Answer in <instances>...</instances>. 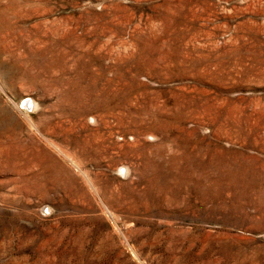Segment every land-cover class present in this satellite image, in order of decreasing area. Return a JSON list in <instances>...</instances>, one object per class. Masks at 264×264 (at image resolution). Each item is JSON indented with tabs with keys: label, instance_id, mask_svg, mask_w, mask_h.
Listing matches in <instances>:
<instances>
[{
	"label": "rangeland",
	"instance_id": "1",
	"mask_svg": "<svg viewBox=\"0 0 264 264\" xmlns=\"http://www.w3.org/2000/svg\"><path fill=\"white\" fill-rule=\"evenodd\" d=\"M263 141L264 0H0V264H264ZM196 149L251 180L147 193Z\"/></svg>",
	"mask_w": 264,
	"mask_h": 264
},
{
	"label": "bare ground",
	"instance_id": "2",
	"mask_svg": "<svg viewBox=\"0 0 264 264\" xmlns=\"http://www.w3.org/2000/svg\"><path fill=\"white\" fill-rule=\"evenodd\" d=\"M106 20V19H105ZM105 24V23H104ZM93 30V29H92ZM108 30V29H107ZM113 31V30H112ZM211 32V31H210ZM98 33V32H97ZM106 33V32H105ZM93 35V34H92ZM108 35V34H107ZM96 37V36H95ZM185 37V36H184ZM186 41V37H185ZM184 43V42H183ZM103 47V46H102ZM99 48V47H98ZM94 50V49H93ZM101 58V57H100ZM172 61V59H171ZM100 66V65H99ZM138 66V65H137ZM136 66V67H137ZM139 72V71H138ZM123 89V88H122ZM78 95V94H77ZM114 101V100H113ZM109 105V104H108ZM111 107V106H109ZM108 108V107H107ZM180 122V121H179ZM56 125V124H54ZM172 125H168L167 128H169ZM52 127V126H51ZM158 128V126H155ZM172 127H170L171 129ZM49 129V128H48ZM139 129V128H138ZM264 142V141H263ZM189 143V142H188ZM186 143L184 146H189V144ZM4 148V147H3ZM210 148V147H209ZM208 148V149H209ZM220 148V147H219ZM243 148V147H242ZM206 149V148H205ZM212 149V148H210ZM197 150V149H196ZM214 150L215 147H214ZM220 150V149H219ZM218 150V151H219ZM228 150V149H227ZM227 150L225 152H227ZM2 151V150H1ZM219 152H222L219 151ZM224 152V151H223ZM224 152V153H225ZM229 152V151H228ZM231 152V150H230ZM233 152V151H232ZM231 152V154H232ZM238 153V152H236ZM243 153V152H242ZM208 154V158L210 156V160L206 161L205 155ZM235 154V153H234ZM223 155V154H222ZM225 155V154H224ZM228 155V153H227ZM242 155V154H241ZM207 156V155H206ZM240 156V155H239ZM243 156V155H242ZM220 157H222L220 155ZM225 157V156H224ZM230 157V156H229ZM237 157V156H236ZM207 158V159H208ZM228 158V157H227ZM246 159L245 157H243ZM226 159V158H224ZM223 159V160H224ZM155 161V160H154ZM231 161V160H230ZM239 161V160H238ZM151 162V161H150ZM236 162V161H235ZM156 163V162H155ZM237 163V162H236ZM239 163V162H238ZM157 164V163H156ZM245 164V163H243ZM239 165V164H237ZM245 166V165H244ZM255 166V165H254ZM153 167V165H152ZM158 167V166H157ZM156 167V168H157ZM248 167V165L246 166ZM253 167V166H252ZM251 167V168H252ZM256 167V166H255ZM256 169V168H255ZM249 170V169H247ZM157 171V170H156ZM250 171V170H249ZM256 172V171H255ZM155 174V172H153ZM254 173V172H253ZM252 174V173H251ZM250 176L248 177H251ZM255 175V174H254ZM246 170L243 168H238L232 164L225 163V161H222L220 158L217 159L214 157V154L212 152L206 151V150H197L193 153H190L186 157V163L185 165L180 164V160L177 155H174L170 158V165L169 167L163 166L155 175V178L152 179V181H149L150 184L148 194H152V196L158 194L160 198L164 199L165 201H171L174 202L176 200V197L179 196L181 191H185L186 185H191L192 189L196 191L198 196L206 200L208 199L205 195L214 196L217 199L220 197L223 198V194L226 192V190L230 189H239L238 185H235V182L237 181H246ZM261 176V175H260ZM256 177V176H255ZM253 177V178H255ZM258 177V176H257ZM252 178V177H251ZM257 179V178H256ZM260 181L261 179L258 178ZM38 180V179H37ZM253 180V179H252ZM26 181V180H25ZM35 181V180H34ZM228 181L230 182L231 186L228 187L224 186L223 182ZM257 181V180H256ZM264 181V180H263ZM236 182V184H237ZM255 182V181H253ZM37 183V182H36ZM240 183V182H239ZM246 185V184H245ZM252 185V184H251ZM31 186L34 189H38V184L32 183ZM247 186V185H246ZM254 186V185H253ZM242 187V186H241ZM255 187V186H254ZM188 188V187H187ZM243 188V187H242ZM241 188V189H242ZM240 189V190H241ZM253 189V188H251ZM245 190V189H244ZM186 191H190L187 190ZM238 191V190H237ZM239 192V191H238ZM243 192V190H242ZM228 194H230L228 192ZM240 194V192H239ZM243 194V193H242ZM245 194V193H244ZM238 195V194H237ZM236 195V198L239 197ZM231 197V196H230ZM235 197V196H234ZM220 198V199H221ZM240 198V197H239ZM219 199V201H221ZM227 199V198H226ZM235 199V198H234ZM238 199V198H237ZM232 201V200H231ZM224 202V201H223ZM234 202V201H232ZM217 205V208L219 209L221 207V203L217 202L215 203ZM224 204V203H223ZM226 205V204H225ZM230 207V206H229ZM233 207V206H232ZM231 207V208H232ZM235 209V208H234ZM227 210V209H226Z\"/></svg>",
	"mask_w": 264,
	"mask_h": 264
}]
</instances>
